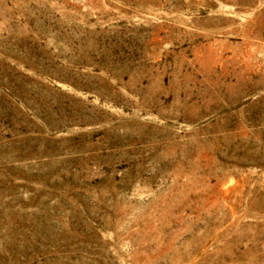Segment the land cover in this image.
<instances>
[{
  "label": "rangeland",
  "instance_id": "rangeland-1",
  "mask_svg": "<svg viewBox=\"0 0 264 264\" xmlns=\"http://www.w3.org/2000/svg\"><path fill=\"white\" fill-rule=\"evenodd\" d=\"M0 264H264V0H0Z\"/></svg>",
  "mask_w": 264,
  "mask_h": 264
}]
</instances>
